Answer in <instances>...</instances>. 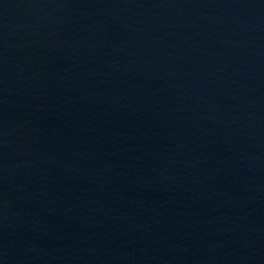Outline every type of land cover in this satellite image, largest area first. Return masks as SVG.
Masks as SVG:
<instances>
[{
    "label": "water",
    "instance_id": "95a60500",
    "mask_svg": "<svg viewBox=\"0 0 264 264\" xmlns=\"http://www.w3.org/2000/svg\"><path fill=\"white\" fill-rule=\"evenodd\" d=\"M0 173L264 264V0H0Z\"/></svg>",
    "mask_w": 264,
    "mask_h": 264
}]
</instances>
